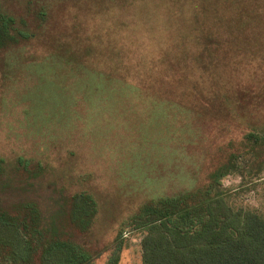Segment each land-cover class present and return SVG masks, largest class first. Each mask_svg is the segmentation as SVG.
I'll list each match as a JSON object with an SVG mask.
<instances>
[{"label":"rangeland","instance_id":"374dc122","mask_svg":"<svg viewBox=\"0 0 264 264\" xmlns=\"http://www.w3.org/2000/svg\"><path fill=\"white\" fill-rule=\"evenodd\" d=\"M2 2L35 37L0 54V156L47 165L45 195L93 193L108 249L92 264H142L143 230L117 240L139 205L203 182L217 147L264 124V20L249 0ZM237 163L230 203L264 215V166Z\"/></svg>","mask_w":264,"mask_h":264},{"label":"trees","instance_id":"16d2710c","mask_svg":"<svg viewBox=\"0 0 264 264\" xmlns=\"http://www.w3.org/2000/svg\"><path fill=\"white\" fill-rule=\"evenodd\" d=\"M249 4L263 21L264 0ZM45 14L41 11L38 19L45 20ZM261 36L264 29L253 33ZM34 37L28 21L10 13L0 0V54ZM255 93L241 90L237 96L243 103L246 95L257 101ZM81 94L82 100L85 92ZM237 146L235 151L217 147L203 182L143 201L117 240L127 223L143 230L142 264H264V215L233 207L222 184L244 154L264 166V124L247 132ZM47 173L40 160L0 156V264H92L108 249L90 240L99 217L93 193L54 190L45 195L40 188ZM45 199L54 205L44 207ZM110 264H119L118 256Z\"/></svg>","mask_w":264,"mask_h":264}]
</instances>
